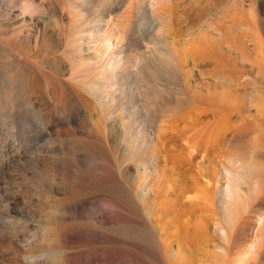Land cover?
<instances>
[{
  "label": "rangeland",
  "instance_id": "374dc122",
  "mask_svg": "<svg viewBox=\"0 0 264 264\" xmlns=\"http://www.w3.org/2000/svg\"><path fill=\"white\" fill-rule=\"evenodd\" d=\"M243 1L255 26L243 56L225 55L224 44L217 62L203 57L209 53L199 46V33L204 22L217 26L211 20L214 4L186 0L166 26L168 34L147 37V60L134 57L114 78L126 83L96 95L89 84L104 80L106 57L90 64L80 60L105 52L104 35L93 26L98 15L116 2L121 18L137 19L130 30L138 37L150 18L168 14V0H0V264H236L264 212V149L257 151L264 128L252 123L258 134L231 141L228 150L244 168L232 183L233 203L217 207L220 183L212 173L213 165L221 171L218 160L228 150L216 149L213 139L214 145L209 140L203 146L204 154L212 146L210 151L219 150L216 156L211 152L213 159L210 152L198 158L187 153L196 152L188 140L197 148V137L215 124L206 105L215 93L241 95L250 115L264 104V0L254 7L253 0ZM89 33L92 39L84 40ZM114 35L124 44L120 31ZM174 50L181 53L178 59ZM239 74L245 80L237 82ZM128 108L136 113L121 142L117 135ZM134 125L143 136L166 126L159 167L148 176L136 165L155 150L130 140ZM249 141L259 144L256 152ZM177 242L180 256L168 250L176 252ZM261 250L253 264H264V245Z\"/></svg>",
  "mask_w": 264,
  "mask_h": 264
},
{
  "label": "bare ground",
  "instance_id": "6f19581e",
  "mask_svg": "<svg viewBox=\"0 0 264 264\" xmlns=\"http://www.w3.org/2000/svg\"><path fill=\"white\" fill-rule=\"evenodd\" d=\"M185 1L186 0H168V2L170 3V5L167 8L168 14L166 13V14L161 15V17H159L158 20H155V22H152L151 18H150L148 20L150 23L149 28L147 30L143 31L140 34V36H138V37H133L131 30H130L132 23L134 26L135 23L137 22V19H134V20H132L133 18L130 19L131 14H127V16H124V18L123 17L121 18V16L118 13H116V10L120 9L121 6H119V5L117 6L115 4L116 3L115 2L114 8L110 9V4H108L110 10H106L107 9L106 8L103 11L104 13H101L100 16L98 15V19L96 21H94L95 23L93 25L95 27L94 31H96V33H100V34L104 35L102 38V42H103L102 45L104 46L105 52L102 54H99L98 52H94L95 53L94 56H93V54L91 56H89V55L88 56H81L82 58L80 60L81 64H90V63H95L99 60H103V58L106 57V59L103 60L105 62L104 63L105 65L101 69L103 72H104V70H106V72H104V74L100 77L104 80H98L96 82L90 83L89 87H91V93H94L96 95H98V94L100 95L101 93H103L104 89H106V90L115 89L116 83H118V82L117 81L114 82V78L122 75L125 72V68L127 66L126 64L128 62L132 61L134 59V57L136 58V60L144 63L149 56L148 52H146L144 50L145 42L149 41L147 39V37L153 33H159V32L167 33L166 32V26L169 25L168 23L170 22V19L171 18L176 19L179 16V15H176V13L174 11L177 9V7L183 5V3ZM196 1H198V0H196ZM202 1L205 3L207 2V4H214L213 5L214 14H213V18L211 20L212 21H218L216 23L217 26L215 25L216 28H214L215 26L213 27L212 25L215 23H213V22H212L213 24L209 23V22L203 23L204 20H202V22L200 20V22L203 23V25L200 29V33H199L200 37H199L198 43H199V46L201 48H204V49L206 48L208 53H209V54H205L202 56L203 57L205 56L208 60L213 59L215 62H217L219 60V57H220L219 52H218V47L224 46V44L226 46L225 47L226 48L225 49L226 54L224 52L225 55H228L229 57H231L232 55H235V54L243 56V49H244V46L246 44L247 39L252 40V38H250L251 36L249 37V35H250L249 29L252 28L251 31H253V29H254L253 27H255V26L252 27V25H250V23H252V21L250 22L248 20L249 17H247L246 11H244V9H243V2L244 1L243 0H202ZM253 1L254 2L252 3V7L255 6V3L257 0H253ZM104 8L105 7L103 6V9ZM167 15L169 16V18ZM136 17H137V13H136ZM251 18L253 19L254 17L252 16ZM140 20L141 19H139V21ZM257 22H256V24H257ZM211 26L213 27V30L210 29ZM110 31H112L111 34L109 33ZM119 31L121 32L120 36L123 38V35H124V37H125V38H123L124 44H122V43L119 44L117 42L116 38L117 37L120 38V37L117 35H114V33L119 32ZM233 31H235V32H233ZM251 34L253 36V33H251ZM90 39H92L91 33H89V35L84 40H90ZM151 40H155V37ZM85 49H86V47H80V48H78V51L82 52V51H85ZM180 54H181L180 52L178 53L176 50H174V56L177 55V57H176L177 59L179 58ZM212 69H213L212 73H214L212 75H216L218 73V68L216 66H214ZM133 71H134V69H133ZM136 74H137V72H133L131 77H136ZM235 79L237 82H241V81L245 80V77H242L239 74V75H235ZM124 83H126V82L121 81L118 84H124ZM113 91L115 92V90H113ZM109 93H112V91ZM261 99H264V97L262 96ZM207 102L204 101V103H207ZM204 103H203V105H201V103L199 105H201V107L207 105L209 108H212L211 110H213V111H211V113H213V116L216 115L215 117H213V121H214L213 124L215 123L214 124L215 127L213 126L210 133L203 134L201 136L199 135L198 136L199 138L197 137V140L199 139V141H198L199 143H198L197 148H196L197 142L196 143L192 142L195 140H192V141H190V139L188 140L189 142H191L190 146L194 147L195 151H196L195 153H193L194 151H189V153H187V154L191 153L190 156L188 155L189 158H198L201 156L203 157L204 155H206L210 152L209 157H211L213 159V155L216 156V154H215L216 151H219L223 147L226 148V151L229 148H231V146H232L231 141H233L235 144V141L233 139H235V138H243L244 139L245 137H247V139H248V136H250V134H252L253 132H255L258 129L257 128L258 126L255 127L254 125H252V123L256 124V125L258 123H261L260 124L261 127L264 128L263 127L264 124H262V123H264V104H259L256 108L255 114L252 113L254 115H250V112H249V114L247 113V111H249V110L247 109V107H245L244 99L241 98V95H238V94L215 93L213 98L211 99V102L209 105H208V103L206 105H204ZM205 108L207 109V107H205ZM202 110H204V107ZM113 112H115V110ZM134 113H136V111H134L132 108H128V109L123 110L124 118H126V119L121 120L122 121L121 122L122 123V132L117 135L118 139L121 142H123L124 138H125L124 133H125V129H126V124L131 120V118L134 117V115H133ZM154 116H155V119L158 121V116L157 115H154ZM217 116L219 117V119H217ZM233 117H235V121L233 120L234 119ZM215 118H216V120H215ZM102 129H103L102 133L105 132L103 134V139H105L104 136L107 135V137H108L109 131L107 130L106 127L102 128ZM165 130H166V126L162 125L161 127L156 129L155 131L150 130L148 132V135H150V136H145V135L143 136L139 133L137 126L135 127V125H134V127L131 128V131L129 133L130 140H133L135 138L137 140H141L142 144L145 145L147 148L152 146V148L156 151V153H155V151L150 152L151 154L149 155V157L146 159L145 162L139 163L136 165L137 167L141 166L143 168L144 173H146V176L149 175V169L150 168L155 169V168L159 167V160L156 158H159V154L163 150L162 144H163V140H164L163 138H164V131ZM263 132L264 131H262V133ZM255 133H257V132H255ZM257 134L256 135L254 134V135L258 136ZM165 135H166V133H165ZM260 135H262V134H260ZM154 136H155V138H154ZM259 136L257 137L256 140H258L261 137V136L260 137ZM250 137L253 138V136H250ZM261 138L259 140H261ZM213 139L216 141V143H215V141H213ZM243 139H240V140L243 141ZM209 140H212V142H210ZM245 140L246 139H244V141ZM256 140L254 138L253 142ZM106 141H107V138H106ZM206 141H209L210 143L209 142L208 143L209 144L212 143V145H214V143H215V146H218V147H216V149L217 148L218 149L220 148V149L219 150L215 149L214 150L215 152H213V150L210 151L213 147L215 148V146H212V148H210L209 152L206 151L207 153L204 154L205 153L204 148L205 147L207 148V146H205V147H203V146L205 145L204 143ZM250 141L247 143L249 144ZM217 142L219 143V145ZM253 142H252V144H253ZM257 143H260V141ZM195 144H196V146H195ZM220 144H222L223 146L221 147ZM261 144L264 145L263 138L261 140L260 145L255 144L257 146L259 145L260 148H262V149L257 150V151H259V154H260L261 150L263 151V149H264V146L262 147ZM248 146H250V148L252 147L251 150L253 149V147H254V150L257 147L254 145L252 146L251 143ZM233 147H234V145L232 146L231 149H233ZM194 148H193V150H194ZM254 150H253V153L255 154L256 150H255V152H254ZM223 151L225 152V150H223ZM228 151H227V153L225 152V154H224V152L220 151L223 153L222 156H224V157H223V159L221 158L222 160L217 159L218 162L220 161L219 163L221 164V168H222L221 171H219V168H217V166H215V165H213V167H212V173L217 176L215 178L214 183H217V182L220 183L219 193L221 194V196L216 197V201L218 203L217 207H220L221 205H224L226 203L229 204V203H233L234 201H236L237 195H236L235 190H234V188L236 187L235 186L236 184L232 185V183H233V181L235 182V178H236V176H238V175H236V173L238 172L237 169L239 170V168H241L240 171L242 169H244V168H242V160L240 159V157H237L238 156L237 154H236L237 156L234 155L232 151H229V152ZM211 152H213V155L211 154ZM220 152H218L217 157H220V155H219V154H221ZM261 154H262V152H261ZM206 156L208 157V155H206ZM246 169H248V168L246 167ZM158 171H159V169L156 170L154 177L152 178V180L150 182V186H153L156 184ZM242 171H244V170H242ZM242 171H241V173H242ZM221 172H223L222 175H221ZM244 173H246V172H244ZM242 176H241V178H242ZM237 179H239V176ZM238 182H236V183H238ZM240 182H241V180H240ZM145 188L146 187H144V189ZM239 189H240V187H239ZM238 196L241 197L240 195H238ZM215 224L220 225V220L216 221ZM257 224H258L257 234L251 240V243L246 248V250L244 251V254H242L243 256L238 261H236V264H253L255 252H257L263 248V245H264V212L258 216ZM220 229H221L222 235L227 236L228 232H227L226 227L221 225ZM176 244H177L176 252L172 251L171 249H168V250L172 255H179L180 256V254H182L181 253V246L178 244V242ZM214 247L219 249V252L224 253V249H223V246L221 244H216ZM182 252H183V250H182ZM178 262H179V260H178Z\"/></svg>",
  "mask_w": 264,
  "mask_h": 264
}]
</instances>
